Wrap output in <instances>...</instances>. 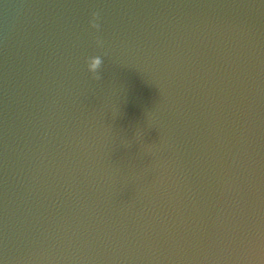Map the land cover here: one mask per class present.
Returning a JSON list of instances; mask_svg holds the SVG:
<instances>
[{"label": "water", "instance_id": "1", "mask_svg": "<svg viewBox=\"0 0 264 264\" xmlns=\"http://www.w3.org/2000/svg\"><path fill=\"white\" fill-rule=\"evenodd\" d=\"M0 264H264V0H0Z\"/></svg>", "mask_w": 264, "mask_h": 264}, {"label": "clouds", "instance_id": "2", "mask_svg": "<svg viewBox=\"0 0 264 264\" xmlns=\"http://www.w3.org/2000/svg\"><path fill=\"white\" fill-rule=\"evenodd\" d=\"M99 13H93L92 20L90 21V27L96 31L100 30V24L98 23ZM97 46H102V42L97 40ZM87 71L92 75V78L95 81H99L101 79L100 75H98V71L101 68L102 60L99 56L91 57L86 61Z\"/></svg>", "mask_w": 264, "mask_h": 264}]
</instances>
